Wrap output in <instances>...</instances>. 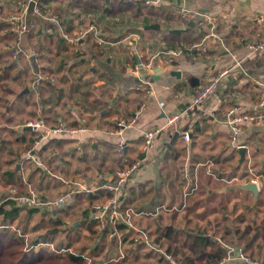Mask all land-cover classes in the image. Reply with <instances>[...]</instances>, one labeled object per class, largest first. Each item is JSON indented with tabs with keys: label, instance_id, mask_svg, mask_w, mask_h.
Returning a JSON list of instances; mask_svg holds the SVG:
<instances>
[{
	"label": "crops",
	"instance_id": "obj_1",
	"mask_svg": "<svg viewBox=\"0 0 264 264\" xmlns=\"http://www.w3.org/2000/svg\"><path fill=\"white\" fill-rule=\"evenodd\" d=\"M36 1L29 3L22 16L35 21L38 30L19 34L0 28V83L9 82L14 87L5 96L0 91V138L4 142L0 163L4 161L2 169L6 168L0 188L8 193L18 183L33 188L44 199L73 191L74 201L31 209L14 202L16 215L1 213V229L28 237L30 226L22 230L18 223L28 210L40 209L52 214L45 218V226L54 225L52 234H56L55 228L63 223L61 214L74 209L77 220L72 227L89 243L75 250L72 240L63 245L56 235L61 241L58 247L92 254L94 264H121L128 258L145 259L147 264H172L163 251L177 264H185L184 258L193 255L185 246L194 236L209 238V251L219 247L227 250L217 264H247L236 257L238 250L264 262V240L256 231L264 221V123L244 124L237 143L247 152L240 162L239 147L232 144L230 129L223 121L227 110L235 105L261 110L258 102L263 93L258 83L264 82V50H252L248 45L264 39V0H160L153 5L157 14L150 16L161 20H157L160 32L144 28L145 16L114 13L123 18L117 16L115 27L111 22L104 30L100 18L86 29L79 28L82 34L76 38L70 32L77 34L78 29L67 32L65 25L36 12ZM181 9L191 16L182 14ZM178 16L181 20L175 21ZM133 17L139 23L127 26L126 19ZM173 35L196 41L181 49L179 55L169 54L171 50L165 48ZM57 36L59 43L55 44ZM74 39H78L76 45ZM14 43H19L25 54L15 58L11 52ZM49 47L52 53L43 51L44 56L37 58L31 55L32 49ZM193 51L202 54L197 56ZM147 60L152 62V69L144 67ZM39 66L50 70L57 83L32 86ZM223 71L226 74L217 92L202 107L187 111L196 88ZM27 87L30 91L21 95ZM2 100H7L8 106L1 105ZM174 112H181L178 130L166 127L167 117ZM32 116L43 118L48 128L64 123L83 129L73 136L44 138L41 148L35 150L32 144L20 152L22 144L27 146L30 138L45 131L26 126ZM120 119L133 121L122 133L117 125ZM152 128L159 132L154 146L144 152L143 134ZM185 131L190 134L188 141L182 137ZM119 142L125 144L122 154L116 151ZM32 149L39 162L27 158ZM138 160L139 167L118 199L122 206L135 208L133 226L141 231L121 224L119 233L111 236L99 229L101 220L96 219L100 236L92 237L89 228L93 213L97 206L107 205L113 195L103 186L112 183L117 169ZM209 160L211 167L205 164ZM249 166L260 175L257 197L238 186L250 181L246 175ZM235 176L240 181L233 180ZM195 184L197 188L191 191ZM188 191L191 193L185 198ZM160 205L165 208L157 210ZM10 207L6 205V210ZM85 210L90 213L85 215ZM167 228L173 230L174 240L178 239L180 252L169 250ZM246 228L248 233L243 234ZM134 235L139 236V242L133 240ZM25 240L30 245V240ZM32 242L56 244L47 233ZM230 248L235 249L234 258L225 260L231 257Z\"/></svg>",
	"mask_w": 264,
	"mask_h": 264
},
{
	"label": "built area",
	"instance_id": "obj_2",
	"mask_svg": "<svg viewBox=\"0 0 264 264\" xmlns=\"http://www.w3.org/2000/svg\"><path fill=\"white\" fill-rule=\"evenodd\" d=\"M158 1H160V0H146V3L155 4ZM20 3L24 4L25 1L24 2L22 1ZM1 11H2V9L0 7V14H1ZM181 13L185 14L187 16H191L190 14H192L191 12H189L185 9H181ZM192 16H195V15L193 14ZM105 17H106V21L112 19L111 15H106ZM116 17L117 16H115V18ZM11 18H12V23L17 26L13 30L17 31L19 34L31 32V31L35 30L37 27L35 21L25 20V18H23V16H19V15L16 16L15 14L12 13ZM102 22H103V24L105 23L104 20H102ZM101 30H102V28H101ZM209 36L219 38V35H216V33H210ZM207 37H208V35L204 39H206ZM127 40H128V38L125 39V42ZM72 42H74V45H76L78 42V39H74V40H72ZM248 47L252 50H255V49L264 50V39L260 40V41H258V40L252 41L249 43ZM181 52H182V50H180V51H176V50L172 51L171 50L168 53L173 54V55H179ZM22 53L25 54V52L19 46V43L15 44L13 46V56L16 58V57L20 56V54H22ZM31 55H33L37 58V57H39L40 52L35 50V49H32ZM37 62H38V60H37ZM144 67L147 69H152V67H153L152 62L151 61L146 62L144 64ZM224 74H226V71L219 73L218 75L211 78L207 82L198 86L196 88V90L194 91V93L191 97V101L188 104L186 110L187 111H195L198 108L205 105V103L219 89L220 80ZM44 81L45 82L49 81V82L54 83L56 81V77L53 74L46 73L43 70L42 66H39L38 69L36 70V72L34 73V79L32 81V86L37 87ZM258 86L260 87V89L263 93L262 96L260 97L259 102H258V107L261 110L250 111V110H246L245 108H243L240 105H235V106L231 107L229 110H227V112L225 113V119L223 121L230 129L232 144L237 148L239 147V145L237 143V138H238V135L242 132L243 126L245 123H247V122L264 123V82H259ZM180 120H181V112H174L167 117L166 127H175L178 130ZM132 123H133L132 120L128 121L126 119H120L117 123L118 128H119V133H122V130L124 128H126L127 126L131 125ZM26 126H30L31 128H33L35 130H38L41 128H43V130H45L42 133V136H40L35 141V143L33 145V149H36V148H39V146H42L44 138L51 137V136H59V135H64V134L69 135V136H71V135L73 136L83 129L82 127L73 128V127L67 126L64 123H60L54 127L48 128L46 121L43 118L38 119L36 121H30L26 124ZM158 132H159L158 128H152V129H149V130L144 132L143 142H142V150L144 152L149 151L154 146L155 139L157 137ZM182 137L185 141L190 140L189 132L188 131L182 132ZM124 150H125V144L123 142H119L117 147H116V151L119 154H122L124 152ZM27 158L32 159V160H36L35 154L32 152H28ZM140 163H141V161L138 160V161L133 162L131 164L125 165L123 168L117 169L115 171V178L112 181V183H108V184H105L103 186L104 189L108 190L113 195L110 198V201L107 205L97 206V210L95 213H93L92 218H93V220L100 219L101 222L99 225V229L100 230H106L108 228L109 234L111 236H115L119 233V227L118 226L120 224L126 225L127 227L132 228V229H136L133 226V216L137 213L135 208L131 205L122 206L121 202L118 199V194L120 195V194L125 192V188L128 185V181L130 180V177H131L133 171H135L139 167ZM205 164L210 166V167L212 166L211 160L207 161ZM209 171H210V169H209ZM249 173L251 174L249 176V177H251L250 181L256 182L258 184V186H260L261 185L260 178H259L260 175L256 174L251 168L248 167L246 175H248ZM239 179L240 178L238 176H235L233 178V180H235V181H240ZM196 188H197V185L195 184L191 188V191L195 190ZM191 191H188L185 194V198L191 193ZM15 192H16V189L10 190V193H15ZM11 196L16 201V203L18 205L25 206L28 208H37V207H44V206H55L56 207V206H60V205H65L70 200H73L74 192L70 191V192H67L65 194H61L59 196H56L55 198L43 200L38 196L37 192L33 188H30L29 194H27V195H20V196L11 195ZM161 208H165L164 205L158 206L157 210H159ZM2 227H4V226H2ZM6 227H8V226H6ZM136 231L139 232V231H141V229L137 228ZM133 240L135 242H139L140 238L138 235L137 236L134 235ZM48 245L49 244H44V243L30 244V245H27L26 250H28V251L34 250L35 251V249H37V248L42 249V248H44V246H48ZM63 251H66L68 253L72 252L73 254L82 256L85 259V261L87 262V264H94L95 263L92 254L79 253V252H75L74 250H71V249H59V250H57L58 253L63 252ZM162 253L172 264H177V262L175 261V259L173 258V256L171 254H168L164 251ZM229 253H231V257L230 256L226 257L225 260H231V258H234L233 256L235 253V249L230 248ZM236 257L240 261H243L247 264H264L263 262H260L257 260H251L241 250H238V254Z\"/></svg>",
	"mask_w": 264,
	"mask_h": 264
},
{
	"label": "trees",
	"instance_id": "obj_3",
	"mask_svg": "<svg viewBox=\"0 0 264 264\" xmlns=\"http://www.w3.org/2000/svg\"><path fill=\"white\" fill-rule=\"evenodd\" d=\"M51 1L56 2L58 0H39V10L42 12H45V9H46L44 7L46 5L45 3H50ZM69 1H70V4L72 7H76V8L83 7L85 10H99V11L102 10L104 15L114 14V13L121 12V11H127V12L132 13V11H133L134 16H137V15L145 16L144 28L147 30H148V26L151 24V21H150L151 19H149V17L153 14H157V11L154 10L155 9V7L153 6L154 4L146 3V0H69ZM1 9L3 10L4 8L1 7ZM66 10L68 12L67 18L62 19V17L60 15H58V16H60V18H59V21L58 20L57 21L61 25H65L67 27V32H70L73 29L76 30V27H77L75 25L76 23L74 21V13L76 10L73 11V10H70V8L69 9L66 8ZM180 18L181 17L178 16V18H174V19H175V21H180L181 20ZM9 19L11 20L10 15H3V16L1 15L0 16V28L6 30L7 32L13 33V32H11V29L13 26H12V23L9 22L10 21ZM157 20L158 19H156L153 22L159 23L161 21V20H158L159 21L158 22ZM170 20L171 19H168V21H170ZM187 23H189V21ZM188 28H189V26H188ZM176 32L180 33V30H177ZM176 36L177 35H173L171 37V41H168V44L165 48L166 51H168V50H172V51L181 50L185 46L194 44V42L196 41L193 39L191 40L190 37H184L182 39H176ZM58 37L59 36L54 38L55 44L59 43ZM175 42H178V43L175 44ZM181 42L186 43V44H182ZM38 51L40 52V57L44 56L42 53L43 51H45V53H48V54L52 53V49L50 47L49 48H40ZM11 52H13V51H11ZM192 53H194L197 56H200L202 54V53H200V55H199V53H197V51H193ZM78 54H80V52H78ZM147 61H145V62H147ZM42 68L46 73L53 74L50 70L46 69L45 66H42ZM44 84L45 85L47 84V86L48 85L52 86V84H54V83L49 82V81H46V82L44 81L39 85V87H41ZM8 85H9V82L0 83V91H2V96H5L8 93H11L13 91L12 88L9 87ZM5 101H7V100H5ZM5 106H8V105H5ZM38 119H41V118H38ZM38 138L39 137L36 138L35 136L30 138L31 143H29L26 146L25 150L27 151V148L29 150L31 145L32 144L34 145L35 141ZM19 140L21 142H24V139H19ZM3 143H4L3 140L0 138V147H2L4 145ZM39 148H41V146H39ZM39 148H37V149H39ZM37 149H35V150H37ZM35 150H31L29 152H32L35 154V152H36ZM34 161L39 162L37 157H36V160H34ZM38 164L40 165L41 163H38ZM17 184H15L13 186V187H15V189L17 188L16 192L15 193L8 192V194L10 193V195H6L7 200L0 202V214L5 212L7 216H10V215L15 216L16 210H14V205H15L16 201L12 198L11 195L20 196V195L29 194V191H30L29 189H26V187H23L22 185H19V184L17 185ZM13 187H11V188H13ZM40 198L43 200L48 199V198L44 199L42 197H40ZM258 202L261 203L262 200L259 198ZM6 205L11 206L10 210H6ZM84 213H85V215H88V213H90V212L85 210ZM96 226H97V222H95V220H93L90 223V228H89V231H90V234L92 237L100 236V232L97 230ZM118 227L122 228L123 226L120 224ZM108 230L109 229L107 228L106 231H108ZM166 230H167V235L171 239L169 250H171V248H174L176 253L180 252L179 246H176V243H178V241H177L178 239L175 238V240H174L173 236L170 233V231H173V230H171L169 228H167ZM248 230L249 229L246 228L243 231V234H247ZM239 231H240V228H237L236 233H238ZM256 231H257V235L262 237V239L264 240V221L257 227ZM25 241L26 240H25L24 236L23 235L19 236L16 231H13L11 229H1V227H0V264H87V262L85 261V259L82 256L76 255L73 253H67L64 255H57V254H52V253L46 252V250L43 248L38 250V251H34V250L28 251V250H26V248L24 249L25 244H26ZM211 243L212 242L209 238H201L199 236H194L192 241L185 246L186 248H188L192 251L193 255L192 256H186L184 258V263L185 264H217L227 254V250L222 248V247H219L217 249L209 251L208 247H209V245H211ZM181 245L183 248L184 243L182 242ZM95 248H96V250L98 249L97 247H95ZM243 251L246 252L245 248H243ZM182 263H183V260H182Z\"/></svg>",
	"mask_w": 264,
	"mask_h": 264
},
{
	"label": "rangeland",
	"instance_id": "obj_4",
	"mask_svg": "<svg viewBox=\"0 0 264 264\" xmlns=\"http://www.w3.org/2000/svg\"><path fill=\"white\" fill-rule=\"evenodd\" d=\"M22 1L23 2L25 1V3L24 4L20 3ZM31 1H36V0H0V7L4 8L1 11L0 16L1 15L2 16L3 15H10V18H11L12 13L15 14L16 16H18V15L22 16L23 10H25L27 8V6H29V3ZM37 1H39V0H37ZM37 1L35 3V6H36L35 7V11L36 12H42V11L39 10ZM45 4H46L44 6L46 8L45 12H42L41 14H43L44 16H46L48 18H54L55 20H58V21H59L60 16L62 17V19L67 18L68 13H66L67 10L64 11V9H66V8L69 9L70 8V10H73V11L76 10L75 13H74V21L76 23L75 24L77 26L76 29H78L77 31H78L79 34L71 32V34L73 35L72 38H76V37H78L79 35L82 34V31L79 28L86 29V28H88V26H90L93 23V21H96V20H98L100 18L101 19L103 18L102 20H104V22H105L104 23L105 24L104 25L105 26L104 30L108 27V26H106V24H112L111 22H113V24L111 26L115 27L114 23L118 22V19H116L117 17L115 18V15H113V14H110L112 19L106 21V17L105 16L103 17L104 14H103L102 10L101 11H99V10H85L83 7H81V8L72 7L69 0H58L56 2L51 1L50 3H45ZM118 13H121V16H125V17H127V14L133 15V11H132V13L127 12V11H121V12H117L116 14H118ZM58 15H60V16H58ZM117 16L119 17V15H117ZM119 18H120V20L123 19L122 17H119ZM149 19L153 20L155 18H150L149 17ZM126 20H127V24H128L127 26H129V27L133 26L134 23H139V22L136 21L135 17L127 18ZM9 22L12 23V18H11V20ZM79 22H82V23H79ZM120 22H122V21H120ZM12 26H14V27H12L11 31L13 29H15V27H17L13 23H12ZM38 28H39V25L37 27V30H38ZM158 32H160V30H158ZM3 43H6V42H4V40H3ZM69 50H71V47H69ZM69 52H67V53L69 54ZM78 52H80V51H78ZM71 54H73V53L71 52ZM54 83L56 84L57 80ZM8 86L11 87L12 90H14L13 85H11L9 83ZM1 102H2L1 105H3V106H5V105H7L9 103L8 101H5V100H2ZM36 120H38L37 116H32L31 117V121H36ZM25 148H26V146L22 144L18 148V151L22 152ZM31 148H33V147H31ZM27 150H28V148H27ZM2 151H3L2 152V157H3L4 150H2ZM8 152H9V149H8ZM0 164H1V167H0V184H1V182L3 180L2 176H4V174H6V172H5L6 168L2 169L4 161H2ZM249 168H251L253 170L252 166H249ZM248 175L250 176L251 174L249 173ZM1 185H4V183L2 182ZM6 195H8L7 190L6 189L4 190L3 188H0V202L5 200ZM52 198H55V196L52 197ZM48 199H51V198H48ZM73 201L74 200H70L66 204H69L71 202L73 203ZM74 206L71 205L70 208H72ZM51 207H55V206H49V208H51ZM37 208H40V207H37ZM33 210H34L33 212H30V210H28L27 213H26V216L23 219H21L20 222L18 223V224H20L22 230H24L23 228H25V230H26V227L30 226L31 230L28 231L29 236L25 237V238L29 239L32 244H33L32 241L35 240V239H38L40 237V234L47 233V236L49 238H52V240H55L56 244H55L54 247H53V245L51 246L49 244L50 246L49 245L48 246H44L43 249H45L46 252H49V253H52V254L64 255V254H67L68 252L63 251V252L58 253L56 251V250L60 249L58 246H60L59 244L61 243V241L58 242L56 240V237H55L56 235H58L61 238V240L63 241V245H68V243L72 240L73 241L72 245L73 246L75 245V247H74L75 250H78V249L82 250V248L85 247L87 245V243H89V242H87L84 239L82 240L81 236H79V234L77 233V230L74 231V229L72 227V225L74 224V220H77V212H75L74 209L71 210V211H65L64 210V212L61 214V216L63 218V221H62L63 223H62V225L57 226L55 228V229H57L56 234H52V230L55 227L54 225L49 226V224H47V226H45V224L47 223V221H45L46 220L45 218H48L47 216H51L52 217V214L50 215V213L48 211H42L40 209H33ZM28 214H30V215H28ZM205 214H203V215H205ZM169 215L170 214H166L164 216H169ZM30 216H32V217H30ZM210 220H212V219H210ZM211 230H213V229H211ZM62 235H63V238H62ZM139 236H141V234H139ZM50 243L52 244V242H50ZM27 245L28 244L26 243L24 249L27 248ZM38 250H40V249H38V248L35 249V251H38ZM75 252H77V251H75ZM247 256L251 260H257V261L262 262L261 260H259L260 258L258 256L254 257V256H251L250 254H247ZM147 262L148 261L145 260V259H140V261H136V260L133 261L131 258H128L127 260L122 261L121 264H147Z\"/></svg>",
	"mask_w": 264,
	"mask_h": 264
},
{
	"label": "water",
	"instance_id": "obj_5",
	"mask_svg": "<svg viewBox=\"0 0 264 264\" xmlns=\"http://www.w3.org/2000/svg\"><path fill=\"white\" fill-rule=\"evenodd\" d=\"M160 28L161 27H160L159 23H152L148 26V29H150V30H159ZM142 70L145 71L144 68ZM176 74L178 76H180L181 72L177 71ZM158 77L159 76L157 74L156 76H154V79H156ZM29 91H30V89L27 87L21 92V95L28 93ZM28 127L31 128L30 126H28ZM239 152H240V157H241L240 162H243L245 160L247 148L245 146H241V147H239ZM238 186H240L241 188L248 189V190L252 191L254 193L255 197H257L258 192H259V186L256 182L248 181L245 183H240V184H238Z\"/></svg>",
	"mask_w": 264,
	"mask_h": 264
}]
</instances>
